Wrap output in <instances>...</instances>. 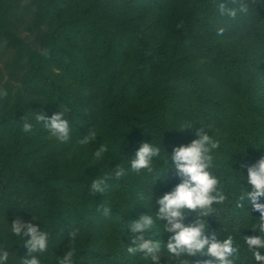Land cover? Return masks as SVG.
Segmentation results:
<instances>
[{"label": "trees", "instance_id": "trees-1", "mask_svg": "<svg viewBox=\"0 0 264 264\" xmlns=\"http://www.w3.org/2000/svg\"><path fill=\"white\" fill-rule=\"evenodd\" d=\"M45 1L54 22L46 33L45 54L35 56L33 69L22 82L26 94L19 95L6 110L3 105L7 95L0 94V207L8 214L39 217L41 228L49 232V246L53 241L71 238L73 232L77 237L85 235L84 243L75 242L68 250L73 253L74 264H138L145 259L143 254L126 251L134 235L130 221L142 214L154 215L158 198L182 177L172 168L156 180L153 175L129 172L121 178L108 179L104 193L92 192L91 183L106 176L117 164L127 166L144 141L160 146L162 155L164 149L171 154L173 145L190 143L202 123L210 124L211 131L220 129L223 133L215 150L219 167H214L213 172L220 178L226 199L206 218V234L215 232L218 240L229 234L234 237L240 244V255L234 264H260L250 261L243 243L244 235L258 234L250 228L254 220L250 215L259 213L251 206H241L231 193L238 190L237 186L251 187L240 178V162L247 164L264 156V59L251 52L227 54L217 44L190 34L187 26L198 20L202 0H173V6L180 17L177 31L184 35L188 32L192 45L206 55L213 67H209L211 80L193 76L191 70L174 69L172 59L161 64L157 60L160 45L147 36L146 28H111L104 0ZM137 1L120 3L133 8ZM231 1L245 32L264 43V0ZM205 2L215 5L222 0ZM242 4L247 6L246 12L240 11ZM4 23L0 17V26ZM87 40L96 44L100 55V77L85 68L73 50ZM128 46H134L137 53L132 62L126 57ZM49 64L58 72L50 71ZM139 80L146 81L139 84L143 85V94L158 92L150 104L137 113L119 115L108 108L101 114L94 112L93 99L97 96L93 88L113 102L125 98ZM60 108L66 110L65 118L72 129L66 142L56 140L34 118L39 112L51 116ZM25 119L33 125L31 133L22 131ZM188 120L193 122L190 127L175 128ZM93 131L98 134L95 148L106 145V156L116 164H88V156L70 166L55 160L46 163ZM36 137L40 138L35 142ZM42 159H46L44 166ZM157 166L162 167L163 161ZM243 171L246 175L247 168ZM105 208L109 209L107 214ZM196 219L194 212L183 217L185 224ZM169 235L145 233L146 238L165 242ZM126 239L129 242L124 244ZM0 248L9 252L8 264H21L27 255L26 246L14 235L0 234ZM48 251L37 254L41 264H59L60 259L51 257ZM206 259L209 257H191L190 264L198 260L202 264Z\"/></svg>", "mask_w": 264, "mask_h": 264}, {"label": "clouds", "instance_id": "clouds-1", "mask_svg": "<svg viewBox=\"0 0 264 264\" xmlns=\"http://www.w3.org/2000/svg\"><path fill=\"white\" fill-rule=\"evenodd\" d=\"M247 10L246 5L240 6V11ZM219 11L221 15L234 17L237 10L228 8L222 0ZM223 32L222 27L217 29L218 35H222ZM65 111L61 109L51 116L39 112L34 118L37 122H41L56 140L66 142L72 135V129L68 119L65 118ZM192 123L188 120L175 128L184 129L190 127ZM211 128L210 124L202 123V127L195 130L196 138L190 143L173 145L171 154L164 149V155H162L160 146L153 144L152 141H144L133 158L128 160L127 166L117 164L106 176L93 180L91 191L104 193L108 187V179L112 177L118 179L129 172L153 175L156 180L172 168L182 177L181 182L158 198V208L154 215L142 214L130 221L129 227L131 234L134 235H131L127 253L132 255L142 253L149 264L153 262L160 264L162 257H167L169 261H181L182 264H190V258L199 255L209 257L202 264H234L235 259L239 258L240 244L231 234L222 240L216 239L215 232L211 235L206 234L208 227L206 218L226 199L220 178L213 172L214 167H219L216 164L218 158L215 150L218 149L220 142L214 138ZM32 129V123L25 119L22 131L31 133ZM97 135L93 131L85 136L81 143L89 144ZM107 152V146L101 145L95 150L93 157L96 161L105 160ZM161 160L163 166L158 167ZM245 167L246 175L243 171ZM239 173L240 178L246 179L251 187L250 189L238 187L235 181L238 190L233 191L231 195L241 206H251L252 210L259 213L258 216L250 215L254 218L250 228L258 234L243 236L245 251L250 253V261L254 259L264 264V156L247 164L240 162ZM108 211L109 209L105 208V214ZM190 212H194L197 219L193 223L185 224L183 217ZM10 226L11 233L27 248V255L23 256L21 264H41L37 254L48 250L49 232L31 221H25L20 216H17ZM161 232L170 233L167 242L145 237V233L155 235ZM75 237L76 233H71V238L75 239ZM61 257L59 264H74L72 251H67ZM8 261L9 252L0 248V264H8ZM197 264H201V261L198 260Z\"/></svg>", "mask_w": 264, "mask_h": 264}, {"label": "rangeland", "instance_id": "rangeland-1", "mask_svg": "<svg viewBox=\"0 0 264 264\" xmlns=\"http://www.w3.org/2000/svg\"><path fill=\"white\" fill-rule=\"evenodd\" d=\"M205 1H201V3L204 2V5L198 12V20L190 22L187 26L190 34H194L203 41H211L217 44L227 54L251 52L256 54L257 57L264 59V43L252 38L245 32L244 26L240 21L239 12L237 13L236 11L234 17L221 15L219 4L208 5L209 3ZM104 2L110 17L111 28L125 30L135 25L146 28L147 36L149 35L151 40L160 45V53L157 60L161 64H165L169 59H172L171 65L174 69L184 72L191 70V75L211 80L210 75L212 72L209 67H213L207 61L206 55L192 45L188 32L184 35L183 31H177L180 17L173 6V0H157L156 3L138 0L133 8L124 7L120 0H104ZM225 3L228 8L238 10L233 6L231 0ZM0 17L5 21L0 26V94L5 93L7 95V100L3 105V109L6 110L15 102L19 95L26 94L25 89L22 87V82L27 73L33 69L36 60L35 56H43L45 54V37L54 22V18L45 0H0ZM221 27L224 32L222 35H218L217 29ZM73 50L76 53V58L82 64L84 63L85 68L91 69L96 76L98 74L99 77L101 76L102 62L100 63L99 61L100 55L97 53L95 43L89 40L82 41L79 43V47ZM126 57L130 62L136 59L137 53L134 46L127 47ZM47 68L54 72L59 70L50 64ZM145 82L144 80L137 81V85L130 89L125 98H116L113 102L107 101V95L102 91L99 92L98 88H93L94 92L90 88V92L95 93L97 96L93 99L94 112L101 114L102 110L105 111V108H108V110L117 112L119 115L137 113L139 108L150 104L158 96V92L154 91H150L147 94L142 93L143 89L141 87ZM139 84L143 85L140 86ZM213 134L217 140L223 136L220 129H216ZM39 138L36 137L35 142ZM95 149L94 140L89 144L80 142L71 146L64 154L52 156L51 159L48 158L46 163L49 164L52 160H55L70 166L75 161L80 160L79 158L88 156L87 159L91 161L88 164L94 163V165H102L103 167H110L116 164L109 156H105V160L96 161L93 157ZM39 153L40 151L37 152V154ZM232 154L237 155L235 152ZM228 155L231 156V154ZM45 160H41L43 166ZM17 216L41 227V219L39 217L8 214L0 207V234L13 235L10 223ZM85 239V235H80L76 236L75 239L53 241V244L48 248L47 254L61 259V256L75 242L81 244L84 243ZM128 242V239H126L124 244ZM138 264H149V262L144 259ZM160 264H182V262L169 261L167 257H162Z\"/></svg>", "mask_w": 264, "mask_h": 264}]
</instances>
